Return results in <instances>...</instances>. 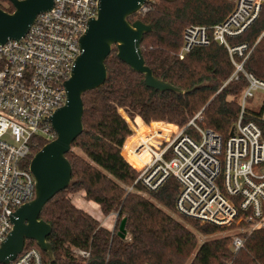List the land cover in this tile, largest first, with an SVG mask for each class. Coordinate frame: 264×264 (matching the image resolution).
I'll use <instances>...</instances> for the list:
<instances>
[{
	"label": "trees",
	"instance_id": "16d2710c",
	"mask_svg": "<svg viewBox=\"0 0 264 264\" xmlns=\"http://www.w3.org/2000/svg\"><path fill=\"white\" fill-rule=\"evenodd\" d=\"M233 2L149 0L145 13L128 19L130 23L138 19L151 25L152 31L143 36L140 46L144 63L154 78L183 91L201 87L186 95L148 89L143 76L120 62L112 48L104 63V84L82 95L83 132L65 155L71 167L70 185L51 199L39 216L51 227L47 242L54 255L52 264H264V227L248 235L243 247L234 253L230 237H213L225 229L172 215L178 194L173 179L157 192L141 195L142 188L133 185L135 172L120 154L130 130L117 109H123L130 118L138 116L143 123H151L146 127L137 118V137L157 130L171 132L176 129L173 125L182 128L191 120L222 139L229 137L246 86L243 73L227 82L235 68L226 50L215 43L193 49L183 60L177 58V52L184 28L220 23L233 9ZM0 9L13 12L9 3L7 9ZM263 32L264 7L247 31L230 40L232 45L253 47L242 69L260 80H264ZM236 61L240 63L241 59ZM197 115L199 118L194 119ZM185 133L191 134V128L187 127ZM33 141L38 142V148L32 151L28 162L48 143L40 138ZM77 193L96 204L102 216L116 215L113 230L72 203L71 196ZM124 218L127 234L120 239L117 226ZM199 235L206 239L199 242ZM33 247L38 248L35 242H24V250ZM76 251L88 256L81 257ZM40 254L42 264H49L47 255L42 251Z\"/></svg>",
	"mask_w": 264,
	"mask_h": 264
},
{
	"label": "built area",
	"instance_id": "2783aa9c",
	"mask_svg": "<svg viewBox=\"0 0 264 264\" xmlns=\"http://www.w3.org/2000/svg\"><path fill=\"white\" fill-rule=\"evenodd\" d=\"M98 5L99 0H53L52 8L39 14L23 37L0 45V244L12 230L14 213L34 199L28 162L38 148L33 139L49 143L56 138L50 117L67 102L65 82ZM263 7L264 0H234L233 9L220 23L191 25L182 32L179 60L195 48L215 43L226 50L235 68L227 82L236 80L238 73L246 79L227 139L198 127L194 120L182 128L173 125L176 129L171 132L157 130L137 137L134 128L138 129L139 117L130 118L117 109L130 130L120 154L135 172L133 185L142 188L141 195L157 192L173 179L178 185L175 214L200 225L233 230L234 253L248 235L264 227V106L260 112L246 107L251 93H264V80L243 72L253 47L232 45L230 40L247 31ZM145 12L144 4L135 15ZM187 127L191 134L185 133ZM76 254L88 256L83 251ZM10 264H42L39 248H23Z\"/></svg>",
	"mask_w": 264,
	"mask_h": 264
},
{
	"label": "water",
	"instance_id": "95a60500",
	"mask_svg": "<svg viewBox=\"0 0 264 264\" xmlns=\"http://www.w3.org/2000/svg\"><path fill=\"white\" fill-rule=\"evenodd\" d=\"M3 1L13 7V12L0 9V45L23 37L36 17L49 11L53 5V0ZM147 1L99 0L97 16L89 21L86 33L79 41L80 55L65 82L67 102L50 117L56 138L35 153L29 164L34 178V199L14 213L12 230L0 244V264H10L22 252L25 241L35 242L39 250L47 255L49 264L53 263L52 247L47 242L51 227L39 220V216L44 206L70 185L71 167L65 155L83 132L82 95L104 84L107 78L104 63L112 48H115L120 62L143 76V83L148 89L186 95L201 87L183 91L154 78L146 67L140 44L143 36L152 31L151 25L138 19L130 23L128 19L135 16ZM164 1L171 3L176 0ZM125 225V218L118 223L116 235L120 239L126 238Z\"/></svg>",
	"mask_w": 264,
	"mask_h": 264
},
{
	"label": "rangeland",
	"instance_id": "374dc122",
	"mask_svg": "<svg viewBox=\"0 0 264 264\" xmlns=\"http://www.w3.org/2000/svg\"><path fill=\"white\" fill-rule=\"evenodd\" d=\"M0 7L7 9L8 8V3L6 1L0 0ZM252 99L250 100V102L246 103V107L251 109L252 111L255 112H260L262 110V107L264 106V93L263 92H254L251 93ZM152 123H163V122H152ZM166 124V123H165ZM80 193H77L73 196H71V201L74 204L76 202V200H80L79 202H82L83 204H88L86 200H83L81 197ZM90 213H88L90 216H92L94 219L101 221L102 224L104 222L105 225L109 226L112 224L113 220L116 221V219H114L113 215H109L106 217V219L103 221L104 216L101 215L100 210L98 208L92 207L89 209ZM173 216L180 218L179 216H177L174 212L172 213ZM115 224V222L113 223V225ZM233 230L231 229H227V230H222L220 233L215 234L213 237H230L231 234H233ZM206 238L199 235L198 236V240L199 242L205 240Z\"/></svg>",
	"mask_w": 264,
	"mask_h": 264
},
{
	"label": "crops",
	"instance_id": "0c3cea01",
	"mask_svg": "<svg viewBox=\"0 0 264 264\" xmlns=\"http://www.w3.org/2000/svg\"><path fill=\"white\" fill-rule=\"evenodd\" d=\"M81 194V198L84 200V198H83V193H80ZM80 200H76V202L74 203V205L78 208V209H81V210H83L84 212H86V213H90V211H89V209L90 208H92V207H95V208H98V206L96 205V204H94V203H92V202H87L88 204L86 205V204H83L82 202H79ZM106 219V217H104V219H103V221ZM105 222V221H104ZM104 222H103V224H102V222L100 221V223H101V225L102 226H104V227H106L108 230H113V223L115 222V220H113V222H112V224L111 225H109V226H107V225H105L104 224Z\"/></svg>",
	"mask_w": 264,
	"mask_h": 264
}]
</instances>
